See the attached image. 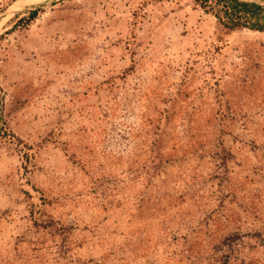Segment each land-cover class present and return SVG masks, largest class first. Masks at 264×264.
<instances>
[{"label": "rangeland", "instance_id": "obj_1", "mask_svg": "<svg viewBox=\"0 0 264 264\" xmlns=\"http://www.w3.org/2000/svg\"><path fill=\"white\" fill-rule=\"evenodd\" d=\"M17 1L41 8L0 16V264H264V31Z\"/></svg>", "mask_w": 264, "mask_h": 264}, {"label": "trees", "instance_id": "obj_2", "mask_svg": "<svg viewBox=\"0 0 264 264\" xmlns=\"http://www.w3.org/2000/svg\"><path fill=\"white\" fill-rule=\"evenodd\" d=\"M194 5L207 14L213 15L226 29H250L264 31V7L254 3H245L238 0H194ZM39 10L30 11L27 19H20L19 23L32 22L36 19ZM4 135L0 130V137Z\"/></svg>", "mask_w": 264, "mask_h": 264}, {"label": "water", "instance_id": "obj_3", "mask_svg": "<svg viewBox=\"0 0 264 264\" xmlns=\"http://www.w3.org/2000/svg\"><path fill=\"white\" fill-rule=\"evenodd\" d=\"M238 1L245 2V3H254V4H257L261 7H264V1H261V0H238ZM17 3H18V1L15 2V4L10 6L9 8H7L6 10L0 11V16L9 15V14H18V13L25 11V10L34 11V10H39V8H41L40 6H29V7H27V6H23L21 4L19 5ZM3 109H4L3 95H2V91L0 89V117L3 114Z\"/></svg>", "mask_w": 264, "mask_h": 264}]
</instances>
